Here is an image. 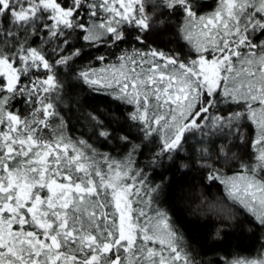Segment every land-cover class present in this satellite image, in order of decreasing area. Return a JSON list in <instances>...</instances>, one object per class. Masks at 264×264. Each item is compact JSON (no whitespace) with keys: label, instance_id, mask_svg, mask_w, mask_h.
Masks as SVG:
<instances>
[{"label":"snow or ice","instance_id":"1","mask_svg":"<svg viewBox=\"0 0 264 264\" xmlns=\"http://www.w3.org/2000/svg\"><path fill=\"white\" fill-rule=\"evenodd\" d=\"M161 166L264 229V0H0V264H200Z\"/></svg>","mask_w":264,"mask_h":264},{"label":"trees","instance_id":"2","mask_svg":"<svg viewBox=\"0 0 264 264\" xmlns=\"http://www.w3.org/2000/svg\"><path fill=\"white\" fill-rule=\"evenodd\" d=\"M161 45L166 44L167 37L160 38ZM78 92L80 105L68 113L66 119L69 127L75 126L88 131L84 111L100 109L108 111L115 107L104 97ZM73 121V123H72ZM151 145H149V149ZM107 150V149H105ZM150 150L144 151L140 158L141 164H147ZM150 178L160 182V176L165 177L166 185L162 199H167L168 207L173 213V220L184 236L189 248L194 249L200 264H224L225 260L235 257L254 256L264 244V229L253 226L248 217L241 216L237 221H221L218 217L202 214L197 209L199 200H194L196 194H204L209 199L219 198V186L205 187L194 173L166 170V166L157 167L155 173L149 169Z\"/></svg>","mask_w":264,"mask_h":264},{"label":"rangeland","instance_id":"3","mask_svg":"<svg viewBox=\"0 0 264 264\" xmlns=\"http://www.w3.org/2000/svg\"><path fill=\"white\" fill-rule=\"evenodd\" d=\"M72 123H73V121H72ZM76 129H78L79 131H77L75 134L76 135H79L81 132H85L86 130H83V129H80V128H76ZM73 131V126L72 127H69V132H72ZM102 150H105V149H102ZM261 248V247H260ZM260 248L256 251V253L260 250ZM255 253V254H256ZM254 254V255H255Z\"/></svg>","mask_w":264,"mask_h":264}]
</instances>
